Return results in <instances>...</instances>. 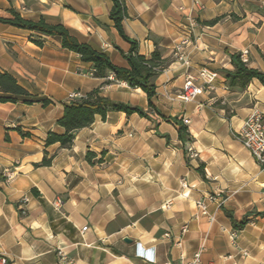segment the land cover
<instances>
[{
    "label": "crops",
    "instance_id": "1",
    "mask_svg": "<svg viewBox=\"0 0 264 264\" xmlns=\"http://www.w3.org/2000/svg\"><path fill=\"white\" fill-rule=\"evenodd\" d=\"M199 2L200 11L193 0H125L122 22L139 54L148 56L157 44L173 60L155 79L151 102L161 116L186 121L197 152L191 161L178 127L155 112L95 117L70 149L45 148L48 132L61 133L56 121L69 95L86 94L102 80L55 39L0 25V71L52 102L0 104V255L7 264H178L198 251L203 264H264V170L237 137L254 109L264 115V85L252 80L238 90L226 83L235 53L246 51L248 66L264 73V0ZM111 6V0H0V17L13 10L25 20L61 24L125 68L121 54L129 44L109 20ZM39 38L42 47L31 42ZM201 68L217 74L213 88L183 103L186 77ZM101 95L147 111L145 94L125 83L105 86ZM87 151L97 158L104 152L103 163L88 164ZM44 152L51 165L35 167ZM198 201L208 217H195ZM231 219L246 223L235 229Z\"/></svg>",
    "mask_w": 264,
    "mask_h": 264
},
{
    "label": "trees",
    "instance_id": "2",
    "mask_svg": "<svg viewBox=\"0 0 264 264\" xmlns=\"http://www.w3.org/2000/svg\"><path fill=\"white\" fill-rule=\"evenodd\" d=\"M112 6L108 17L112 21L113 27L119 36L129 44L127 53H122L127 67H117L111 63L109 58L103 52L93 49L86 43L79 42L69 31L61 24H47L43 19L36 22L23 19L18 13L9 10V17H0V25H8L20 30L34 33L39 37H48L58 41L60 47L69 52L75 53L82 63H89L92 74L96 79L102 80V83L96 89L80 95L77 98L70 99L67 104L63 105L61 117L56 121V126L61 133L48 132L44 140V146L49 147L57 144L60 149H70L75 139V134L84 128L90 127L95 117L105 121L108 113H123L125 116L133 114L142 118H148L149 112H155L162 119L172 121L177 127L179 140L191 142L188 136L185 124L177 118H165L158 114L151 102L156 96L155 79L165 70L173 61L170 58H163L157 44L154 51L148 56L139 54L138 42L127 37L123 31L122 22L128 18L125 0H111ZM218 18L205 22V25H213ZM38 47L43 46V40H31ZM264 59V58H263ZM230 62L233 71L226 75V83L230 89L244 90L247 85L256 80L264 85V73L248 66L240 59V53L231 55ZM112 76V80H108ZM125 83L131 89L141 90L147 99V111L129 104L115 102L101 95V89L113 83ZM17 104L33 105L35 103L47 107L52 102L48 99H37L18 85L17 81L7 72L0 71V104ZM20 132V131H19ZM22 137H29L27 133L20 132ZM104 152L97 155L87 151L85 161L90 165L103 163ZM52 163V157L46 152L42 161L34 165L35 167H49ZM2 180V178H0ZM37 195V193L32 190ZM231 218V217H230ZM245 221L236 223L231 219L233 228L240 229L245 225Z\"/></svg>",
    "mask_w": 264,
    "mask_h": 264
},
{
    "label": "built area",
    "instance_id": "3",
    "mask_svg": "<svg viewBox=\"0 0 264 264\" xmlns=\"http://www.w3.org/2000/svg\"><path fill=\"white\" fill-rule=\"evenodd\" d=\"M194 7L197 10H202L203 6L199 2V0H193ZM196 22L194 20L190 21V27H195ZM185 44L184 41H181L174 50V56L178 60H183V49L182 46ZM247 52L243 51L240 53V59L242 62L246 63ZM217 77L215 72L208 70L207 68H201L198 71L196 77L187 76L185 82L183 83L180 99L183 103L192 102L197 96L202 94L204 91L211 90L213 88V83ZM112 76H109L108 79H111ZM78 95L70 94L69 99H74ZM186 124V121H184ZM237 137L241 142L242 146L245 150L250 154V156L254 159L256 164L260 166L264 170V115L259 110L254 109L244 120L239 132L237 133ZM185 157L188 160H194L197 158V152L192 148L191 143L187 142L183 147ZM61 202L59 200H55L52 206L55 210L60 207ZM197 208V216L208 217L206 212V207L202 201L196 202ZM212 220V218H210ZM86 228L82 229V232L85 231ZM185 230H182V233ZM168 237V234L164 235ZM150 254V253H149ZM150 261H152L151 254L148 257ZM7 258L3 255H0V264H7ZM163 264H170L169 262H165ZM178 264H203L201 262V252H195L189 260L180 259ZM211 264V263H209Z\"/></svg>",
    "mask_w": 264,
    "mask_h": 264
},
{
    "label": "water",
    "instance_id": "4",
    "mask_svg": "<svg viewBox=\"0 0 264 264\" xmlns=\"http://www.w3.org/2000/svg\"><path fill=\"white\" fill-rule=\"evenodd\" d=\"M125 242H127V243H129V241L128 240H124Z\"/></svg>",
    "mask_w": 264,
    "mask_h": 264
}]
</instances>
